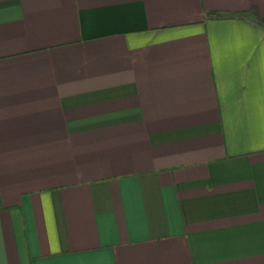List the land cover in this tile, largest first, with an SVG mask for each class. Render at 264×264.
Wrapping results in <instances>:
<instances>
[{
    "label": "crops",
    "instance_id": "obj_1",
    "mask_svg": "<svg viewBox=\"0 0 264 264\" xmlns=\"http://www.w3.org/2000/svg\"><path fill=\"white\" fill-rule=\"evenodd\" d=\"M0 264H264V0H0Z\"/></svg>",
    "mask_w": 264,
    "mask_h": 264
}]
</instances>
